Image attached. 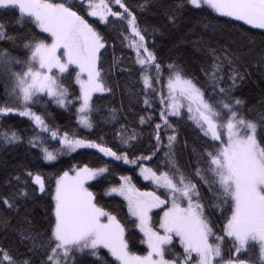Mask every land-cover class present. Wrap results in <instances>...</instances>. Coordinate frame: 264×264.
<instances>
[{"label":"snow or ice","instance_id":"obj_1","mask_svg":"<svg viewBox=\"0 0 264 264\" xmlns=\"http://www.w3.org/2000/svg\"><path fill=\"white\" fill-rule=\"evenodd\" d=\"M152 2L144 0L134 10L128 0H0V16L13 17L21 29L39 30L18 44L0 22V42L11 45L0 47V83L7 97L0 102V120L27 118L33 127L27 145L38 150L45 166L55 168L61 157L79 149H95L109 161L132 166L153 188L141 191L130 175L110 182L109 162L54 175L25 168L0 195L5 233L0 264H84L85 257L93 258L89 264H113L108 255L114 264H264V102L250 117L257 109L237 95L251 77L242 60L251 53L208 45L198 75L176 61L165 62L157 51L162 26H142L138 20L137 11H147ZM208 10L229 26L264 30V0H176L162 15L175 25L185 13ZM87 17L103 24L104 33ZM108 32L129 50L131 65L116 55ZM109 53L106 70L103 59ZM255 67L264 73V54ZM113 69L135 73L143 104L134 125L120 109L109 107L102 122L112 126L115 145L103 135L93 139L55 123L49 102L74 112L77 129L92 133L103 98L97 94H114L108 79ZM73 78L79 86L75 93L66 86ZM184 121L200 140L190 148L186 139H178ZM145 126L151 129L146 148ZM182 141L191 153L187 167L177 159ZM24 142L16 129L0 127V144ZM93 181H109L103 195L127 202L132 224L143 234L145 255L130 250L127 226L101 205ZM37 197L48 198L44 225L38 228L25 215L13 226L23 202ZM154 209L161 210L156 224Z\"/></svg>","mask_w":264,"mask_h":264},{"label":"trees","instance_id":"obj_2","mask_svg":"<svg viewBox=\"0 0 264 264\" xmlns=\"http://www.w3.org/2000/svg\"><path fill=\"white\" fill-rule=\"evenodd\" d=\"M129 3L135 6L144 2V0H128ZM176 0H153L147 11L140 13L137 11L139 23L143 25H160L164 32V36L157 41V51L161 54L165 62L169 60L176 61L182 65L185 71L191 75H198L200 66L207 60L206 46L211 45L217 49L227 47L238 53L250 52V55L242 56L243 63L250 68L251 77L247 83L238 90L237 95L247 101L248 107L257 109L255 112L248 113L250 117H256L261 110V103L264 102V73L261 72L255 65L260 56L264 54V30L251 29L244 31L248 26H229L225 23L226 18L218 17L210 10L203 12L185 13L176 22L175 25L168 24L166 18L162 15L163 9L172 5ZM90 23L98 28L102 33L105 31V26L96 22V18L87 17ZM0 22L7 25L9 32L17 37L18 44L21 43L26 35H36L39 33L34 26H26L21 29L15 24L13 17L4 15L0 16ZM238 23V22H237ZM111 43L116 46V55L124 56L125 63L131 65L129 56L126 55L129 50L121 49L118 40H113L111 37L114 33H105ZM46 35V34H43ZM0 47H11L9 44L0 42ZM14 52L23 55L20 48L13 49ZM112 62L111 53L105 55L103 63L107 70ZM109 82L114 85V94L104 93L99 101L100 112L93 115V119L97 121L96 127L92 133L77 129L76 117L74 112H68L49 102V111L55 118V123L62 129L70 131H79L81 135L91 136L93 139L103 135L109 145H115L113 132L110 131L111 125L104 124L102 119L107 117L109 107L120 109V115L127 117L129 124L136 123L135 117L143 108L142 102L139 101V88L135 73L128 75L120 73L113 69V74L108 77ZM66 86L70 91L75 93L78 90V85L75 84L74 78L67 81ZM131 93V95H130ZM7 99L3 83H0V102ZM96 97L94 96V100ZM0 127L4 129L14 128L25 138V142L19 145L7 146L0 144V195L6 194L8 189L15 181L12 177L15 174L21 173L25 168L32 170H40L49 175H54L57 172L71 169L73 166H98L105 162L110 163L113 175L110 177V182H118L119 175L132 176V182L141 191H152V185L148 181H144L139 177L138 171H134L130 165H124L120 162L109 161V158L103 157L95 149H79L71 155L61 157L55 168L43 165L39 159L37 149H30L27 145V137L31 135L33 127L27 118L12 117L5 120H0ZM144 147H147L148 133L150 128L145 126ZM180 137L178 139H186L189 148L193 141L200 142L197 132L190 126V122L184 121L179 125ZM93 133L95 135H93ZM52 146H58L57 142H52ZM178 163L188 166L191 159V153L183 148V141L177 157ZM150 163V162H149ZM12 183H9V182ZM94 187L91 190L97 193V199L101 205L111 211L117 218L127 226L126 236L129 239L130 250L137 255H145L147 247L140 241L142 233L139 232L132 224L134 218L128 215L127 203L117 196H104L103 190L108 186L109 181L91 182ZM48 203V198L37 197L35 200H26L23 202V207L19 215H14L12 218L13 226H18L22 218L27 215L38 228L45 223V212ZM161 210H156L152 213L153 223L156 224L159 217L156 213ZM0 213H3V208L0 207ZM219 227V225H217ZM5 235L4 230L0 228V237ZM14 239V232L9 230L7 240ZM106 252V250H104ZM179 251V249H177ZM93 258L85 257L84 264H89ZM107 259L114 264V258L110 255Z\"/></svg>","mask_w":264,"mask_h":264},{"label":"rangeland","instance_id":"obj_3","mask_svg":"<svg viewBox=\"0 0 264 264\" xmlns=\"http://www.w3.org/2000/svg\"><path fill=\"white\" fill-rule=\"evenodd\" d=\"M78 87H79V86H78ZM97 95H99V94H97ZM117 197H119V196H117ZM120 198H122V197H120ZM122 199H123V198H122ZM123 200H124V199H123ZM124 201H125V200H124ZM125 202H126V201H125ZM126 203H127V202H126ZM156 210H159V209H154L153 212L156 211ZM142 235H143V234H142ZM145 245H146V244H145ZM146 247H147V246H146Z\"/></svg>","mask_w":264,"mask_h":264}]
</instances>
